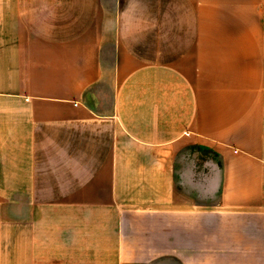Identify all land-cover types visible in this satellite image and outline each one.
<instances>
[{
  "label": "crops",
  "instance_id": "1",
  "mask_svg": "<svg viewBox=\"0 0 264 264\" xmlns=\"http://www.w3.org/2000/svg\"><path fill=\"white\" fill-rule=\"evenodd\" d=\"M0 264H264V0H0Z\"/></svg>",
  "mask_w": 264,
  "mask_h": 264
}]
</instances>
